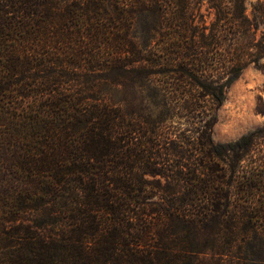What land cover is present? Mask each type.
<instances>
[{"label":"trees","instance_id":"1","mask_svg":"<svg viewBox=\"0 0 264 264\" xmlns=\"http://www.w3.org/2000/svg\"><path fill=\"white\" fill-rule=\"evenodd\" d=\"M163 1L0 0V264H264V0Z\"/></svg>","mask_w":264,"mask_h":264},{"label":"rangeland","instance_id":"2","mask_svg":"<svg viewBox=\"0 0 264 264\" xmlns=\"http://www.w3.org/2000/svg\"><path fill=\"white\" fill-rule=\"evenodd\" d=\"M175 1L167 0L171 5H175ZM196 1L202 14V21L209 25L214 20V10L210 8L211 0H187L191 4ZM160 2L166 3L163 0ZM256 2L257 0H245V11L250 17L252 5ZM258 34L260 35V32ZM262 62L264 63V58ZM160 77L166 79L165 75ZM259 98L264 99V67L248 64L241 75L225 89V99L217 108V121L213 127L214 140L220 142L233 140L262 124L264 116L255 111Z\"/></svg>","mask_w":264,"mask_h":264}]
</instances>
